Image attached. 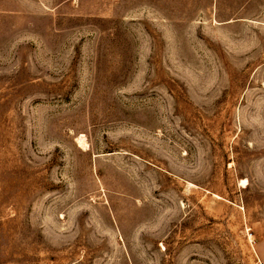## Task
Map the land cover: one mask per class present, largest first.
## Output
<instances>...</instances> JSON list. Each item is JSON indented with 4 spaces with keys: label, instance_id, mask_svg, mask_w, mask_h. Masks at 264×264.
Instances as JSON below:
<instances>
[{
    "label": "rangeland",
    "instance_id": "obj_1",
    "mask_svg": "<svg viewBox=\"0 0 264 264\" xmlns=\"http://www.w3.org/2000/svg\"><path fill=\"white\" fill-rule=\"evenodd\" d=\"M0 264H264V0H0Z\"/></svg>",
    "mask_w": 264,
    "mask_h": 264
}]
</instances>
